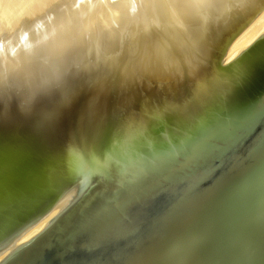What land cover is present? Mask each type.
<instances>
[{"label":"water","instance_id":"1","mask_svg":"<svg viewBox=\"0 0 264 264\" xmlns=\"http://www.w3.org/2000/svg\"><path fill=\"white\" fill-rule=\"evenodd\" d=\"M264 0H174L0 69V264H264Z\"/></svg>","mask_w":264,"mask_h":264},{"label":"bare ground","instance_id":"2","mask_svg":"<svg viewBox=\"0 0 264 264\" xmlns=\"http://www.w3.org/2000/svg\"><path fill=\"white\" fill-rule=\"evenodd\" d=\"M12 1L0 0V18L3 20L0 23V69L29 56L83 42L113 31L174 0H104L107 3L105 13L104 11L100 12L103 9L98 12L95 11L94 5L92 9L91 5L83 4L87 10L91 8L92 14L94 12H97L98 15L102 14L101 16L97 15L98 19H96L95 14L92 16H95L93 18L95 22H92V17L84 19L85 17L82 18L83 16H81L80 19L82 20H80L79 16H75L77 21L74 19V25L70 23L71 20L69 22V19H72L70 17H74L73 11L69 10L75 8V5L70 7L71 9L69 8L73 4L71 1V5H69L70 2L67 5L66 0H48L47 2L45 0L46 3L42 2L43 7L42 3L38 6V0H14V3ZM101 1L103 2V0ZM74 4L78 3L74 2ZM102 5L105 6V3L101 4L100 7ZM75 9L78 10L79 7ZM12 10L15 11L12 12ZM90 10L87 14L91 13ZM75 12L77 13L74 10V14ZM78 12L79 14L82 13V11ZM41 19L45 21L42 23ZM59 22L62 24L69 22L70 25L65 24L67 26L65 28V25H60ZM70 27H72L70 31L73 33L67 37L69 32L67 30ZM89 33L90 36H85ZM261 36H264V10L232 41L221 58L220 64L225 65L234 59ZM80 189V183L72 185L45 213L1 244L0 263L17 248L47 228L75 200Z\"/></svg>","mask_w":264,"mask_h":264},{"label":"rangeland","instance_id":"3","mask_svg":"<svg viewBox=\"0 0 264 264\" xmlns=\"http://www.w3.org/2000/svg\"><path fill=\"white\" fill-rule=\"evenodd\" d=\"M8 1H9V0H8ZM10 1H11V0H10ZM47 1H48V0H46V2H47ZM49 1H50V0H49ZM51 1H52V0H51ZM54 1H55V0H54ZM70 1H71L73 4H72V6H69V8H70V7H74L73 5H75V8L79 7L80 10H79V9L76 10L75 8H74V9H71V8H70L71 10H69V11H73V12H72V13H73L72 15H73L74 17H75V16H76V17L79 16V17H78L79 19H80L81 16H83L82 18L85 17L84 19H88L89 17H92L94 14L96 15V19H98L99 17H97V15H98L97 12H98L100 9H101V10L103 9V10L100 11V12H103V11L105 10V8L107 9V6H106L107 3H106V1H104V0H103V2H102L101 0H100V1H99V0H94V1L90 0L91 2H90V1H87V0H68V1L66 0L67 5H68V3H69ZM76 1H77V2H76ZM12 2L14 3V0H13ZM42 2L44 3L45 0H44V1H41V0L39 1V0H38V2H37L38 6H39L40 3H42ZM46 2H45V3H46ZM71 2L69 3V5H71ZM74 2H75V3H78V4H74ZM112 2H113V1H112ZM15 3H16V2H15ZM43 3H42V7H43ZM80 3H81V4H80ZM89 3H93V4H89ZM104 3H105V6H106V7H105L104 5H102V7L104 6V8L100 7L101 4H104ZM16 4H18V3H16ZM83 4H85L86 6H87V4H88V5H91V7L94 5L95 8L92 7V9L94 8L95 11H97V12H94V14H92V11L90 10L91 8L88 7L89 9L87 10V8L85 7V5L83 6ZM95 4H96V5H95ZM78 5H79V6H78ZM81 5H82V6H81ZM111 5H112V3H111ZM99 7H100V8H99ZM66 8H67V7H66ZM85 8H86V9H85ZM97 8H98V9H97ZM14 9H15V6H14ZM67 9H68V8H67ZM74 10L77 11V13L75 12L76 15L74 14ZM89 10L91 11V13H90L91 15H90V14H87V12H88ZM13 11H15V10H12V12H13ZM78 11H82V13L79 14ZM100 12H99V13H100ZM85 13H86L87 15H86ZM88 13H89V12H88ZM104 13H105V11H104ZM77 14H78V15H77ZM101 14H102V13H100V15H98V16H101ZM72 15H71V16H72ZM74 17H70V18H72V19H69V22H70V20H71L70 23H71V24L73 23L72 25H74V23H75V22H73L74 19L77 21L76 17H75V18H74ZM87 17H88V18H87ZM93 18H95V16L92 17V19H93ZM90 19H91V18H90ZM1 20H2V19L0 18V23H2ZM80 20H82V19H80ZM2 21H3V20H2ZM42 21L44 22L45 20H42V19H41V22H42ZM78 21H79V20H78ZM43 22H42V23H43ZM69 22H68V23H69ZM92 22H95L94 19H93ZM57 23H58V22H57ZM59 23H60V22H59ZM68 23H67V24H66V23H63V24H64V25L66 24L67 26H69L70 24H68ZM61 24H62V22L60 23V25H61ZM63 24H62V25H63ZM55 25L57 26L58 24H55ZM55 25H54V26H55ZM66 25H65V28H67ZM90 25H91V24H90ZM59 28H60V27H59ZM63 30H64V26H63ZM70 30H72V27H70V29L67 30V31H69L68 34H67V37L70 35V33H71V34L73 33V31H70ZM67 31L65 30V32H67ZM85 36H90V33H89V34H86Z\"/></svg>","mask_w":264,"mask_h":264}]
</instances>
